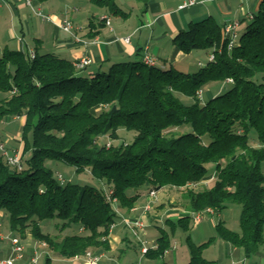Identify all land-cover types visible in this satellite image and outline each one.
Instances as JSON below:
<instances>
[{
    "label": "trees",
    "instance_id": "obj_1",
    "mask_svg": "<svg viewBox=\"0 0 264 264\" xmlns=\"http://www.w3.org/2000/svg\"><path fill=\"white\" fill-rule=\"evenodd\" d=\"M92 1L114 15L124 14L117 0ZM173 44L175 53L205 50L215 59L185 73L155 59L147 64L144 55L139 61L111 63L86 73L87 68L77 69L55 53L36 50L31 57L8 48L0 52V122L25 117L23 169L12 168L0 156V214L8 217L15 236L30 233L63 259L91 249L109 250L111 226L119 222L116 209H133L139 190L179 189L213 176L204 184L212 182L210 186L182 192L188 210L211 207L220 213L239 205L241 231L220 221L217 235L204 243L196 244L188 235L189 264H222L204 257L217 236L246 257L260 255L264 0L231 50L224 26L212 17L191 22ZM229 78L233 81L227 82ZM211 83H221L225 90L203 101L197 92ZM181 95L190 102L184 103ZM121 130L133 133V140L101 143L105 137L120 140ZM49 160L64 162L78 174L89 171L100 186L62 183L47 165ZM107 191L117 200L115 207ZM46 220H60L67 234L59 239L45 231ZM192 221L191 215H183L165 222L171 230L180 227L188 233ZM170 249L169 230L160 228L157 246L145 256L158 259Z\"/></svg>",
    "mask_w": 264,
    "mask_h": 264
},
{
    "label": "crops",
    "instance_id": "obj_2",
    "mask_svg": "<svg viewBox=\"0 0 264 264\" xmlns=\"http://www.w3.org/2000/svg\"><path fill=\"white\" fill-rule=\"evenodd\" d=\"M118 1L120 0H117V3ZM261 2L262 0H205L203 4L180 9V2L177 0H122V4L118 3V5L124 14L114 15L107 8L97 13L83 11L81 6L84 0H77V2L31 0V4L28 0H3L0 3V52L5 48L23 51L26 54L39 50L43 53H55L72 62L87 56L92 59L86 69L88 72L96 71L100 66H108L111 63L139 61L146 53L164 64L166 68L177 66L185 69L195 64L201 68L209 61L211 51H205V54L200 50L189 54L175 53L173 40L176 35L186 29L191 22L210 17L222 26L229 22L239 23L240 31L246 25L248 17L258 11ZM38 12L50 16V19L45 20L38 15ZM31 19L32 24L29 25ZM65 19H71L75 23V34L80 41L61 28L60 24ZM101 19L105 20L101 23ZM93 33L97 35L93 36ZM127 37L130 38L128 43L124 41ZM213 88L215 91L213 95V91H205V95L214 96L221 92L219 91L221 86H213ZM13 120L15 118L4 120L7 121L6 129L11 127ZM18 120L23 126L25 117ZM20 133L21 131L18 132V136ZM148 189L139 190L140 198L133 209H119V222H122L121 219L125 217L133 221L142 220L147 227L144 230H138L140 238L147 243L148 247H156L159 229L168 230L169 228L165 222L166 219L176 221L190 211L183 200V194L176 192V187H165L158 191V200L152 205L155 211L145 213L144 207L151 200ZM5 216L4 213L0 214V231L5 236H15L11 229L6 233L2 230ZM214 223L217 225L216 222ZM21 237H27L29 243L25 245L24 259L17 261L16 264H30L35 255L37 241H34L30 233ZM170 239L171 249L163 258L171 255V259L174 260L172 250L177 246L174 244L175 241ZM109 244V250H96L102 255L100 264H119L127 259V264H138L144 259L149 262L155 261L141 253L138 236L123 225H117L114 228L109 236ZM230 250L232 257L234 253L242 254L239 249L231 245ZM10 252L9 239H0V256L7 257ZM43 254L46 263L56 264L57 260L54 262L52 258L57 254L56 251L48 247ZM212 260L221 261L220 259ZM149 262L146 264H150ZM68 263H71L69 259L59 260V264ZM243 263L245 264V261ZM253 264H264V256Z\"/></svg>",
    "mask_w": 264,
    "mask_h": 264
},
{
    "label": "rangeland",
    "instance_id": "obj_3",
    "mask_svg": "<svg viewBox=\"0 0 264 264\" xmlns=\"http://www.w3.org/2000/svg\"><path fill=\"white\" fill-rule=\"evenodd\" d=\"M74 1L77 2V0H74ZM118 3L122 4V0L118 1ZM81 7L83 11H88L90 13L91 12L97 13V12H101L102 10H107L106 8L102 9L101 6L95 4L92 0H84V4ZM31 24H32V19L29 21V25ZM47 26L50 27L49 24H47ZM197 51L198 50H196L195 52ZM200 51H203L205 54V50H200ZM174 68L176 70H179L185 73H192L199 69V67L196 64L193 65L191 68L184 69V68H178L177 66H175ZM83 72L87 73L88 71L84 70ZM220 84L221 83H211L207 85L204 88V94L202 98L203 101L208 99L207 97H210L213 95V93L215 92L213 86L220 87L221 86ZM224 85L228 86V83ZM224 90L225 89L221 87L219 91L222 92ZM205 91H213V92H212V95L210 94L208 96V95H205ZM180 98L184 103L188 104L190 102V99L185 96L181 95ZM18 119L20 118H15V120H13L11 124V127H9L8 129H6L7 121L3 120L0 122V144H2L5 148H7L9 150V153L17 154L19 152L22 157L21 151H23V148H21V146L24 147V145H23V141L21 138V133H20V136H18V132L21 131L22 129V122ZM119 134H120V140H113V139H110L109 137H105V139L101 140L102 141L101 143L106 142L107 145H110V144L117 145L121 142L129 143L134 138L133 133H129L125 130H121ZM47 165L54 170L56 176L61 174L65 178L66 181H71L74 183H81V184L88 183L91 185L100 186L99 180L94 179L89 171L78 174L74 167L64 162H59V161H54V160H49L47 162ZM211 178L212 176L209 177L208 180H210ZM211 183L212 182H210L208 185L197 186V188L195 189L200 190L202 189V187L210 186ZM176 192L182 193L183 190L181 191V188L179 189L177 188ZM158 197L159 196L157 192V198L156 199L151 198L150 202L148 203L151 206V210L155 211V208L152 207V205L158 200ZM240 215H241V206L234 204V205H231L229 208L224 209L223 211H221L220 213L216 215L208 214L205 217L202 224L200 225H195L194 222L192 221L191 229L188 233L185 232L180 227H177L175 231L168 228L170 238H172V240L175 241L174 244H176L177 246L176 248H173L172 250L174 251L173 257L175 259L174 260L171 259L172 256L169 255L166 258L161 257V258L155 259V261H150V262L147 259H144L143 261L142 260L139 261L138 264H146L148 262L150 264H189L190 247L187 241L188 235H190L192 242L196 244L204 243L208 241L211 237L217 235L216 224L214 222L219 223L220 221H224L227 227L230 228L231 230L240 232L241 231ZM125 218L128 219L127 217ZM59 224H61L60 220H46L42 223V226L45 231L50 232L52 235H56L59 239H61L63 236L67 234V231L66 230L61 231ZM117 225H123L126 227L124 220L122 222H119ZM2 226L3 228L2 227L1 228L5 233L10 230L9 220L7 216H5ZM26 238L27 237L25 238L21 237V239H23L22 242L25 245L29 243V241H27ZM47 248L48 247H43V246L39 247L38 251L40 254H42V256L41 257L39 256V262L37 264H46L43 252L46 251ZM32 249H34L33 246H32ZM91 250L95 251L94 249H91ZM240 252H242L241 255H236L234 253V256L232 257L229 243H227L226 241H224L223 239L217 236L216 240L204 250V257L210 260L220 259L221 260L220 263L222 264H244L243 261H245V264H253L255 262H258L260 258L264 256V247H262V252L260 253V255L257 254V255L250 256V257H246V255L243 253L242 250H240ZM56 256H59V257H56ZM52 258H54V262L57 260L55 262L56 264H59V260L62 259L60 255L58 254H55L54 257ZM69 260L71 261V263H68V264H81L82 263V262L76 261L74 258L69 259ZM127 263H128V259L119 262V264H127Z\"/></svg>",
    "mask_w": 264,
    "mask_h": 264
},
{
    "label": "built area",
    "instance_id": "obj_4",
    "mask_svg": "<svg viewBox=\"0 0 264 264\" xmlns=\"http://www.w3.org/2000/svg\"><path fill=\"white\" fill-rule=\"evenodd\" d=\"M3 0H0V3ZM180 2L179 8L180 9H187L199 4H203L205 2V0H177ZM28 3L31 4V0H28ZM38 15L42 16L45 20H49L50 16H47L41 12H38ZM107 23L109 24V21H107ZM61 28L66 31L67 33L71 34L72 36L75 37V39L77 41H80V38L77 37V35L75 34V23L71 20V19H65L61 24H60ZM239 28H240V24L236 23V22H229L227 24H225L224 26V33L226 35V37L228 38V49L231 50L234 45L237 43L238 39H239ZM125 42H130V38L127 37L124 39ZM31 57L35 56L34 52H30ZM215 59V55L214 54H210L209 56V60L213 61ZM144 61L147 64H153L155 63L154 58L149 54L146 53L144 56ZM92 62V59L90 57H83L80 60L74 61V65L77 69H85L87 68V66H89ZM232 79H227V82H232ZM203 94H204V90L201 89L197 92V95L199 98H203ZM0 156H3L8 164L17 170H22L23 169V162H22V157L21 154L18 152L17 154H12L9 153V150L7 148H5L2 144H0ZM213 178V176H212ZM58 179L64 183L65 179L64 177L60 174L58 175ZM209 180H206L202 183L199 184H193V183H189L187 186L181 187V191L186 190V188H197V186L200 185H204L208 182ZM157 192L156 190H151L149 191V196L153 199L157 198ZM112 194V191H107V197L109 198V200L112 201L114 207L117 205V200L116 199H111L110 196ZM116 211L119 213L118 209H116ZM151 211V206L149 204H147L144 207V212H149ZM208 214H212V215H216L218 214L216 212L215 209L208 207L204 210L201 211H196V212H188L186 215H191L192 220L194 222L195 225H199ZM120 216V214H119ZM120 218V217H119ZM124 220V223L126 224V226L135 234V236H138L140 243H141V253L145 256V254L147 253V251L149 250L150 247L147 246V243L145 241L142 240V238H140L139 232L138 230H144L147 225L140 219L138 220H130V219H126V218H122L121 221ZM119 223V222H118ZM118 223H114L111 226V233L113 232L114 228L117 226ZM110 233V235H111ZM4 238H8L11 242V252L7 257H1L0 256V264H16L17 261L24 259L25 257V244L22 242L21 237L19 236H5L3 235V233L0 231V239H4ZM36 250H35V255L32 257L31 259V263L30 264H37L39 262V256L41 257V254L38 251V248L40 246L43 247H48L47 244L45 242H36ZM168 252V251H167ZM166 252V253H167ZM102 255L100 253H98L96 250H88L85 253L81 254V255H77L74 257V259L78 262H82L81 264H100Z\"/></svg>",
    "mask_w": 264,
    "mask_h": 264
}]
</instances>
